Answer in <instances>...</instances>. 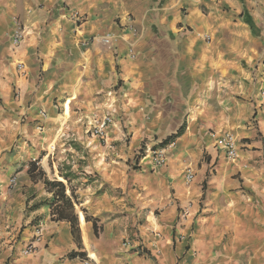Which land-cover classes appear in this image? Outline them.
Listing matches in <instances>:
<instances>
[{
	"label": "crops",
	"instance_id": "obj_1",
	"mask_svg": "<svg viewBox=\"0 0 264 264\" xmlns=\"http://www.w3.org/2000/svg\"><path fill=\"white\" fill-rule=\"evenodd\" d=\"M262 91L264 0H0V264H264ZM93 114L113 116L105 142L78 123ZM179 130L152 168L141 151ZM34 161L92 218L76 207L78 240L26 210L51 199Z\"/></svg>",
	"mask_w": 264,
	"mask_h": 264
},
{
	"label": "built area",
	"instance_id": "obj_2",
	"mask_svg": "<svg viewBox=\"0 0 264 264\" xmlns=\"http://www.w3.org/2000/svg\"><path fill=\"white\" fill-rule=\"evenodd\" d=\"M25 37V31L20 23L15 24L14 32L11 36V41L14 46H18ZM114 40L113 35H106L102 37L101 42L103 44L109 45ZM22 65H18V69L20 70ZM260 98L264 100V91L260 93ZM44 116V114H43ZM78 123H84V129L86 131V134H89L92 137H95L99 139L102 142H105L107 139V133L108 128L113 125V116L111 114H93L86 118H78ZM222 149L224 150V154L226 159L229 161H234L237 158V141L233 135L230 133H226L222 137ZM173 145V142L170 143L168 147H171ZM166 148H154V149H146L144 152L143 158L148 157L150 164L152 168H157L164 164L165 162V152ZM55 150V147L51 145L49 147L50 155L52 156L53 152ZM142 158V159H143ZM185 179L187 183H190L193 179V174L190 171V168L186 169V175ZM13 182V181H11ZM188 215V209L184 208L180 218L181 220L185 219ZM41 224H37L34 228V234L33 238L35 242H38L41 237ZM34 242V243H35ZM35 249V246L33 243H30L26 246V248L22 251L23 255H29L31 254ZM84 264H95V257L93 255H87L83 259Z\"/></svg>",
	"mask_w": 264,
	"mask_h": 264
},
{
	"label": "trees",
	"instance_id": "obj_3",
	"mask_svg": "<svg viewBox=\"0 0 264 264\" xmlns=\"http://www.w3.org/2000/svg\"><path fill=\"white\" fill-rule=\"evenodd\" d=\"M181 131L179 130L175 134L167 137L161 144L160 148L167 147L170 143L174 142V140L179 137ZM73 148H76V145H73ZM78 150V148H76ZM142 153V151H141ZM140 156V155H139ZM37 161L31 162L29 164L27 174L32 181H41L44 185V188L48 194H51L50 200H44L40 202L34 201L30 206L28 205L32 199L27 200V211L33 212L39 210L42 207L47 206L50 210V218L55 222H67L70 224L71 233L73 237L78 240L80 236V228H79V219L76 207H79V202L77 201V197L74 195L73 190L65 186L63 182L57 181L54 177V172L51 169L50 171V179L46 177L45 172L36 166ZM64 168V167H63ZM70 170L68 167L63 169ZM59 177L63 179V181L68 182L67 179L71 176L70 173H62L59 171ZM79 212L82 213L83 219L85 222L91 221V217L87 215V211L83 208L79 209ZM82 219V216H81ZM96 232V231H95ZM74 255V254H73ZM75 256V255H74Z\"/></svg>",
	"mask_w": 264,
	"mask_h": 264
},
{
	"label": "rangeland",
	"instance_id": "obj_4",
	"mask_svg": "<svg viewBox=\"0 0 264 264\" xmlns=\"http://www.w3.org/2000/svg\"><path fill=\"white\" fill-rule=\"evenodd\" d=\"M66 118H67V116H66ZM65 118V119H66ZM70 133V132H69ZM75 137H73L71 134H68V135H65V136H63V137H60L59 138V140L60 141H62V142H64L65 143V145H69L70 147H71V149H70V151L71 152H61L63 155H61L63 158H64V154L65 155H67V154H70V155H72V156H75V152H74V148H73V145H75ZM60 149V148H59ZM58 150H54V152H57ZM78 151H80V149H78ZM54 152H53V154H54ZM142 153H144V152H142ZM139 158H140V156L138 155V156H135V158L133 159V162H132V165H131V167L134 169L135 167H136V165H137V163H139ZM137 160H138V162H137ZM67 162H70V159L69 158H67ZM66 166H64V168H65ZM63 168V169H64ZM135 169H137V167L135 168ZM67 173H70L69 172V170H65ZM71 174V176L73 175V177L72 178H74L76 175L75 174H72V173H70ZM59 176V175H58ZM70 176V177H71ZM74 185H76V184H74ZM105 188L107 189V187H103L102 188V190H105ZM107 191H108V189H107ZM79 208V207H78ZM79 209H81V208H79ZM27 210V209H26Z\"/></svg>",
	"mask_w": 264,
	"mask_h": 264
}]
</instances>
